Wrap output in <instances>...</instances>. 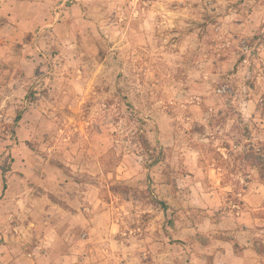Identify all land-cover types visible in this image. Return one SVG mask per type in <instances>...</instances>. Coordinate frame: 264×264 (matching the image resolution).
<instances>
[{
	"label": "rangeland",
	"instance_id": "374dc122",
	"mask_svg": "<svg viewBox=\"0 0 264 264\" xmlns=\"http://www.w3.org/2000/svg\"><path fill=\"white\" fill-rule=\"evenodd\" d=\"M247 2L0 0V264H185L178 210H261L238 236L264 264ZM85 209L90 227L68 222Z\"/></svg>",
	"mask_w": 264,
	"mask_h": 264
},
{
	"label": "crops",
	"instance_id": "0c3cea01",
	"mask_svg": "<svg viewBox=\"0 0 264 264\" xmlns=\"http://www.w3.org/2000/svg\"><path fill=\"white\" fill-rule=\"evenodd\" d=\"M264 0H248L260 5ZM247 2V3H248ZM250 112L255 108L252 101L248 102ZM218 171L215 169L214 172ZM225 190V189H223ZM85 206V204H84ZM179 215H185L181 225L193 236V249L196 250L190 262L185 264H259L254 261L257 255L251 244L240 242L239 232L249 229L257 220L255 213L261 210H242L241 213L232 210H178ZM70 224L82 223L90 227L89 216L85 210H65ZM190 216V217H188ZM67 222V223H68ZM181 223V221H178ZM248 223V224H247ZM71 228H74L72 226ZM82 230V231H83ZM85 240V239H84ZM72 245V244H71ZM74 245V244H73ZM190 247V245H187ZM186 246V247H187ZM196 247V248H195ZM240 248L238 251L237 249ZM191 248V247H190ZM192 249V248H191ZM192 249V251H194ZM71 260V257H66ZM189 258L187 257V261Z\"/></svg>",
	"mask_w": 264,
	"mask_h": 264
},
{
	"label": "trees",
	"instance_id": "16d2710c",
	"mask_svg": "<svg viewBox=\"0 0 264 264\" xmlns=\"http://www.w3.org/2000/svg\"><path fill=\"white\" fill-rule=\"evenodd\" d=\"M161 163V159L160 158H156V160H154L152 163H151V168L152 167H156L158 166L159 164ZM257 166V165H256Z\"/></svg>",
	"mask_w": 264,
	"mask_h": 264
}]
</instances>
